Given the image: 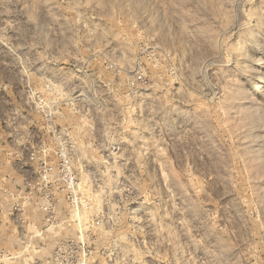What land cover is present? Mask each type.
<instances>
[{
  "label": "rangeland",
  "instance_id": "obj_1",
  "mask_svg": "<svg viewBox=\"0 0 264 264\" xmlns=\"http://www.w3.org/2000/svg\"><path fill=\"white\" fill-rule=\"evenodd\" d=\"M0 264H264V0H0Z\"/></svg>",
  "mask_w": 264,
  "mask_h": 264
},
{
  "label": "bare ground",
  "instance_id": "obj_2",
  "mask_svg": "<svg viewBox=\"0 0 264 264\" xmlns=\"http://www.w3.org/2000/svg\"><path fill=\"white\" fill-rule=\"evenodd\" d=\"M249 93H250V92H249V91H247V92L245 93V95H249ZM255 107H256V106H255ZM255 109H256V108H254V110H255Z\"/></svg>",
  "mask_w": 264,
  "mask_h": 264
}]
</instances>
